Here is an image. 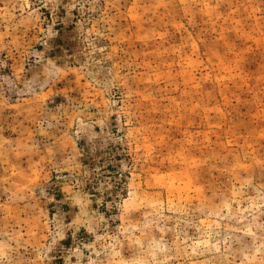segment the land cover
I'll list each match as a JSON object with an SVG mask.
<instances>
[{"label": "rangeland", "instance_id": "rangeland-1", "mask_svg": "<svg viewBox=\"0 0 264 264\" xmlns=\"http://www.w3.org/2000/svg\"><path fill=\"white\" fill-rule=\"evenodd\" d=\"M0 264H264V0H0Z\"/></svg>", "mask_w": 264, "mask_h": 264}]
</instances>
